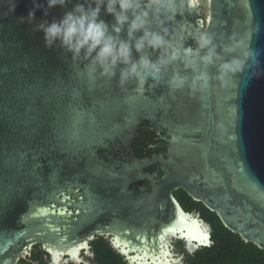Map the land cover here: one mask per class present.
Returning <instances> with one entry per match:
<instances>
[{
  "label": "water",
  "instance_id": "95a60500",
  "mask_svg": "<svg viewBox=\"0 0 264 264\" xmlns=\"http://www.w3.org/2000/svg\"><path fill=\"white\" fill-rule=\"evenodd\" d=\"M84 2L70 0L46 17L37 10L33 24H21L17 17L32 3L16 0L15 13L0 18V264H19L37 244L51 264H87L78 252H90L98 236L128 264H184L166 235L192 252L210 244V230L176 202L177 188L264 249V0H207L205 23L188 20L198 0H176L163 11L165 38L182 55L189 42L197 48L202 28L221 58L203 64L197 48L195 70L177 59L156 79L139 73L147 76L142 85L135 76L120 84L125 65L111 79L97 72L92 82L82 57L74 61L58 44L45 47L34 24L59 20ZM100 18L111 32L114 17L101 8ZM156 24L150 18L151 30L160 31ZM140 35L129 41L125 25L119 39L134 44ZM155 51L133 50L132 60H152ZM233 57L236 71L221 76L218 65ZM177 73L186 80L178 90L171 84ZM148 87L161 96L152 98ZM144 119L167 129V159L134 155ZM154 162L161 177L147 171Z\"/></svg>",
  "mask_w": 264,
  "mask_h": 264
},
{
  "label": "clouds",
  "instance_id": "9594fccd",
  "mask_svg": "<svg viewBox=\"0 0 264 264\" xmlns=\"http://www.w3.org/2000/svg\"><path fill=\"white\" fill-rule=\"evenodd\" d=\"M3 2L4 0H0V3ZM69 2L70 0H46L45 7V3L31 0L32 7L27 16H19L17 20L21 24H33L37 10H42L46 17L49 9L64 8ZM175 3L176 0H85L84 3L75 4L59 20L51 22L43 20L34 24V28L43 34L46 48L51 49L58 44L63 51L71 54L74 61L81 57L87 61L91 66L87 73L90 81L95 82L97 72L101 77L111 79L116 74L117 65H125L127 67L120 72V84H125L130 77L135 76L142 85L147 76L141 77L139 73L143 72L156 79L159 77L162 67L177 59L182 60L185 68L191 67L195 70L198 63L197 48L200 52L205 53L199 57V61L203 64L212 65L221 58L217 45L207 32L196 33L194 40L197 48L185 47L182 55L179 48H174L165 38L168 36L169 30L167 27H163L165 23L163 11H170L171 8L168 6ZM16 7V0H9L5 10L0 13V18H7L8 15L15 13ZM101 8L114 17L115 24L111 26V32L109 25L100 18ZM150 18L157 22L156 27L160 31L151 30L149 27ZM125 25H127L129 41L135 37L136 33H141L138 38H135L134 44L119 39V34ZM146 47L159 50L160 57L156 61H152L142 56L139 63L133 62V50L142 53ZM227 47L225 46V51ZM252 51L258 55L255 50ZM234 61L235 57L231 60L224 59L218 65L217 70L221 76L236 71L232 68ZM201 75L203 77L206 74ZM185 83V78L178 73L171 80V84L177 90L183 88ZM82 256L85 257L86 254L83 253ZM49 262L52 263L50 255H48L46 264Z\"/></svg>",
  "mask_w": 264,
  "mask_h": 264
},
{
  "label": "trees",
  "instance_id": "16d2710c",
  "mask_svg": "<svg viewBox=\"0 0 264 264\" xmlns=\"http://www.w3.org/2000/svg\"><path fill=\"white\" fill-rule=\"evenodd\" d=\"M181 200L186 212L194 210L199 205L186 194ZM200 207V218L209 225L210 244L188 253L183 242L177 241L176 245L183 253L184 264H264V249L245 242L238 234L227 230L214 212L201 204ZM89 247L92 257L88 258L87 264H128L107 238L98 236L89 242ZM47 260V253L37 244L30 255L20 260L19 264H46Z\"/></svg>",
  "mask_w": 264,
  "mask_h": 264
},
{
  "label": "flooded vegetation",
  "instance_id": "af4514ba",
  "mask_svg": "<svg viewBox=\"0 0 264 264\" xmlns=\"http://www.w3.org/2000/svg\"><path fill=\"white\" fill-rule=\"evenodd\" d=\"M198 1H199L198 11H197L198 13L194 17L189 18L188 20L195 21L198 18H200L203 20V23H205L207 21V18H208V12L206 11V14H204L202 12V10H203L202 1L203 0H198ZM198 32H203V29L201 28ZM185 46L186 47L187 46L192 47V44H191V42H189ZM160 55H161L160 51L156 50L152 56V61H156L157 58L160 57ZM148 91H149V93L152 94V95H150L148 93V95H150L152 98H159L161 96L160 93L155 92V88H153V87H148ZM169 138H170V136L168 134L167 129L160 126L157 122L146 120V119L141 120L140 123L138 124V127H137V136L132 142L134 155L137 158H143V157L152 158L153 156L161 155L163 159H167L168 151H169L168 150ZM147 171H149L151 173L157 171L158 175L160 177L163 175V173L161 171V164L158 162H154V163L150 164L147 167ZM145 185H146L147 189L150 190L148 183L146 181H145ZM171 194H172L173 198L176 200V202L183 209V207H182L183 201L181 200V198L184 197V194H186V195H188V194L181 188L174 189L171 192ZM195 202H197V201H195ZM197 203L199 205L196 206V208H195L196 210L194 209V210L188 211V212H186L184 209L183 210L192 218L200 220L201 223L205 224L209 229V225H207L205 223V221L200 218V214H199V212L201 211L199 209V208H201L200 204L201 205H203V204L201 202H197ZM175 238L177 241L180 240L177 236H175ZM177 241L175 242V245L169 244V246L175 248V246H177L176 245ZM180 241H182V240H180ZM178 252L182 254V252L179 251V249H178Z\"/></svg>",
  "mask_w": 264,
  "mask_h": 264
},
{
  "label": "rangeland",
  "instance_id": "374dc122",
  "mask_svg": "<svg viewBox=\"0 0 264 264\" xmlns=\"http://www.w3.org/2000/svg\"><path fill=\"white\" fill-rule=\"evenodd\" d=\"M202 5H203V10H202V12L204 13V14H206V11L208 10V2H207V0H203L202 1ZM204 227H205V229L207 230L208 229V227L205 225V224H202ZM167 240L169 241V243L172 245V244H174L175 245V242L177 241L176 240V238L175 237H171L170 235H168L167 236ZM186 244V243H185ZM178 247L177 246H175V248L174 247H172L171 248V253L172 254H180L181 255V253H179L178 252V249H177ZM195 249H197V248H195ZM194 249V250H195ZM185 250L187 251V248H186V245H185ZM85 252V251H84ZM188 252V251H187ZM193 252V251H192ZM188 253H191V252H188ZM80 255V257L83 255L82 254V252H78V256ZM87 256V257H86ZM86 256H85V259H88V258H90V257H92L91 256V253L90 252H88V253H86ZM69 262H72V263H74V264H76L75 262H73L71 259H64V260H62V261H60L59 262V264H67V263H69ZM48 264H51V262H49ZM77 264H85V263H77Z\"/></svg>",
  "mask_w": 264,
  "mask_h": 264
},
{
  "label": "snow or ice",
  "instance_id": "6c2138e0",
  "mask_svg": "<svg viewBox=\"0 0 264 264\" xmlns=\"http://www.w3.org/2000/svg\"><path fill=\"white\" fill-rule=\"evenodd\" d=\"M46 214H47V213H46ZM169 230L171 231V230H174V229H169ZM194 238H198V237H194ZM136 239H137V240H139V239H140V237H139V236H137V237H136ZM202 239H203V240H206V239H207V237H206V236H203V237H202Z\"/></svg>",
  "mask_w": 264,
  "mask_h": 264
},
{
  "label": "bare ground",
  "instance_id": "6f19581e",
  "mask_svg": "<svg viewBox=\"0 0 264 264\" xmlns=\"http://www.w3.org/2000/svg\"><path fill=\"white\" fill-rule=\"evenodd\" d=\"M203 227H204V226H203ZM167 236H168V235H166V238H165V239H166L167 242H169V241L167 240ZM170 236H171V237H175V236H173V235H170ZM184 240H185V238H184ZM207 240H208V239H207ZM185 242H186V241H185Z\"/></svg>",
  "mask_w": 264,
  "mask_h": 264
}]
</instances>
